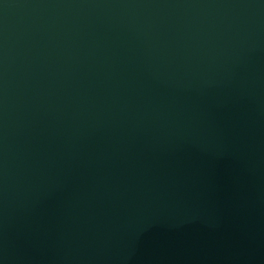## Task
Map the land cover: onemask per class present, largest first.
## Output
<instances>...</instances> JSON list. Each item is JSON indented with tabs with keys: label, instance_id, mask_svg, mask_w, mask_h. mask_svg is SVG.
Returning <instances> with one entry per match:
<instances>
[{
	"label": "water",
	"instance_id": "1",
	"mask_svg": "<svg viewBox=\"0 0 264 264\" xmlns=\"http://www.w3.org/2000/svg\"><path fill=\"white\" fill-rule=\"evenodd\" d=\"M0 264H264V0H0Z\"/></svg>",
	"mask_w": 264,
	"mask_h": 264
}]
</instances>
